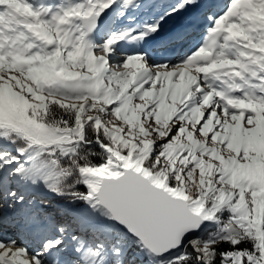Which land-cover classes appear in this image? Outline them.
Masks as SVG:
<instances>
[{
    "label": "snow or ice",
    "instance_id": "1",
    "mask_svg": "<svg viewBox=\"0 0 264 264\" xmlns=\"http://www.w3.org/2000/svg\"><path fill=\"white\" fill-rule=\"evenodd\" d=\"M0 264H264V0H0Z\"/></svg>",
    "mask_w": 264,
    "mask_h": 264
}]
</instances>
